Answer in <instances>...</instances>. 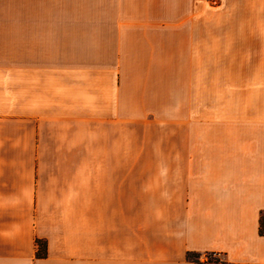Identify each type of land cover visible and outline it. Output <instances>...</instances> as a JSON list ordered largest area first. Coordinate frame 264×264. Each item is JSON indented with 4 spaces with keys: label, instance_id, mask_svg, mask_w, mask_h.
Listing matches in <instances>:
<instances>
[{
    "label": "crops",
    "instance_id": "0c3cea01",
    "mask_svg": "<svg viewBox=\"0 0 264 264\" xmlns=\"http://www.w3.org/2000/svg\"><path fill=\"white\" fill-rule=\"evenodd\" d=\"M63 2L51 48L109 63L41 65L38 1L0 2V264H120L121 113L169 74L192 112L160 119L159 227L131 264H264V0Z\"/></svg>",
    "mask_w": 264,
    "mask_h": 264
},
{
    "label": "rangeland",
    "instance_id": "374dc122",
    "mask_svg": "<svg viewBox=\"0 0 264 264\" xmlns=\"http://www.w3.org/2000/svg\"><path fill=\"white\" fill-rule=\"evenodd\" d=\"M18 0H0L7 9L2 11L9 19L15 18ZM41 19V65H79L90 64L98 60L107 64L111 59H84L78 57H61L49 41L48 19L78 17L80 10L77 5L68 3L64 9V0H37ZM4 13V14H3ZM51 50V51H50ZM14 61V58H9ZM168 87L160 95L158 91H149L152 99L148 106H137L131 109V115L121 113L119 166L116 171V190L114 210L117 211L118 240L120 264H131V242L156 240L153 235L159 227V197L161 192V154H160V119L167 117L173 120L176 114L192 112L190 90L179 91L176 88L175 75H168ZM157 93V94H155ZM134 99L136 102L141 100ZM166 102L164 105L163 102ZM151 105V106H150ZM133 108V107H131ZM170 121L168 129H171ZM168 174L170 169L168 168ZM146 237V239H145ZM204 260L206 261V257ZM210 257V256H209ZM211 258V257H210ZM212 258H216L213 256ZM208 263V262H207Z\"/></svg>",
    "mask_w": 264,
    "mask_h": 264
},
{
    "label": "trees",
    "instance_id": "16d2710c",
    "mask_svg": "<svg viewBox=\"0 0 264 264\" xmlns=\"http://www.w3.org/2000/svg\"><path fill=\"white\" fill-rule=\"evenodd\" d=\"M259 231H260V234L262 236H264V212L261 213V216H260V227H259ZM37 246L39 248L38 249V252H37V256H39V257L45 256V254H46V243L43 242V241H37ZM213 256H214V253H207L205 255V257H206V261L205 262H208V263H220V264H230V263H227L224 260H221L219 258H212ZM200 257H201V255L196 254V253H188L187 254V258L189 260L195 262L196 264H203L200 261Z\"/></svg>",
    "mask_w": 264,
    "mask_h": 264
},
{
    "label": "built area",
    "instance_id": "2783aa9c",
    "mask_svg": "<svg viewBox=\"0 0 264 264\" xmlns=\"http://www.w3.org/2000/svg\"><path fill=\"white\" fill-rule=\"evenodd\" d=\"M199 2H202V3H206V4H209L211 6H216L218 3H219V0H197ZM214 256L216 258H219V254H215L214 253ZM220 259V258H219Z\"/></svg>",
    "mask_w": 264,
    "mask_h": 264
}]
</instances>
